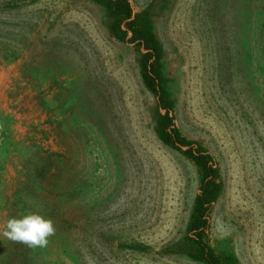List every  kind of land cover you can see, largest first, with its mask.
Wrapping results in <instances>:
<instances>
[{"label":"rangeland","instance_id":"obj_1","mask_svg":"<svg viewBox=\"0 0 264 264\" xmlns=\"http://www.w3.org/2000/svg\"><path fill=\"white\" fill-rule=\"evenodd\" d=\"M149 10L175 122L223 191L209 244L264 264V0H130ZM141 53L93 0H0V231L36 213L44 248L0 236V264H206L186 237L200 175L156 132Z\"/></svg>","mask_w":264,"mask_h":264},{"label":"trees","instance_id":"obj_2","mask_svg":"<svg viewBox=\"0 0 264 264\" xmlns=\"http://www.w3.org/2000/svg\"><path fill=\"white\" fill-rule=\"evenodd\" d=\"M93 1L104 7L112 36L131 44L141 53L143 83L157 99L156 132L160 140L182 152L199 172L200 192L195 199L186 237L190 248L188 255L206 264H239L235 257L220 253L209 244L210 218L214 204L223 191L221 169L214 155L186 136L175 122L176 101L164 72L165 50L154 30L151 12H136L130 0Z\"/></svg>","mask_w":264,"mask_h":264},{"label":"clouds","instance_id":"obj_3","mask_svg":"<svg viewBox=\"0 0 264 264\" xmlns=\"http://www.w3.org/2000/svg\"><path fill=\"white\" fill-rule=\"evenodd\" d=\"M54 233L55 228L50 219L30 213L8 219L0 236L30 248H44L48 244V238Z\"/></svg>","mask_w":264,"mask_h":264}]
</instances>
